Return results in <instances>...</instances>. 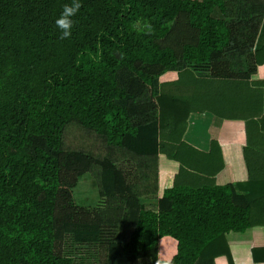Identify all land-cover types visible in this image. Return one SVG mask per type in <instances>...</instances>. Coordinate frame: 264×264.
Segmentation results:
<instances>
[{
	"label": "trees",
	"instance_id": "obj_1",
	"mask_svg": "<svg viewBox=\"0 0 264 264\" xmlns=\"http://www.w3.org/2000/svg\"><path fill=\"white\" fill-rule=\"evenodd\" d=\"M263 18V0H0V264H74L67 239L96 264H157L164 236L166 264L229 259L225 235L255 225L257 202L212 183L156 199L158 157L191 167L199 92L264 63ZM84 174L94 208L73 197Z\"/></svg>",
	"mask_w": 264,
	"mask_h": 264
},
{
	"label": "crops",
	"instance_id": "obj_2",
	"mask_svg": "<svg viewBox=\"0 0 264 264\" xmlns=\"http://www.w3.org/2000/svg\"><path fill=\"white\" fill-rule=\"evenodd\" d=\"M263 46L264 18L255 50ZM193 75L196 79H208L205 70L193 72ZM176 78V72H169L160 81ZM215 82L207 92H199V101L195 105L203 111L189 115L182 137V141L195 151L191 167H183L185 172H182L179 162L159 155L156 199L175 183L196 188L211 183L233 185L237 194L257 202L252 210L255 225L243 232L227 233L225 239L230 258L220 256L212 264H264V63L255 67L247 81L236 84ZM247 163L257 179L250 180ZM156 199H145L143 203L153 207ZM129 232L127 225H120L116 242H121ZM176 253V240L169 236L158 239L157 264L170 262Z\"/></svg>",
	"mask_w": 264,
	"mask_h": 264
},
{
	"label": "rangeland",
	"instance_id": "obj_3",
	"mask_svg": "<svg viewBox=\"0 0 264 264\" xmlns=\"http://www.w3.org/2000/svg\"><path fill=\"white\" fill-rule=\"evenodd\" d=\"M74 200L78 206L94 208L99 200L95 181L89 174H84L72 190ZM66 254L72 257L74 264H96L98 259L97 248H73L70 239L66 241Z\"/></svg>",
	"mask_w": 264,
	"mask_h": 264
}]
</instances>
